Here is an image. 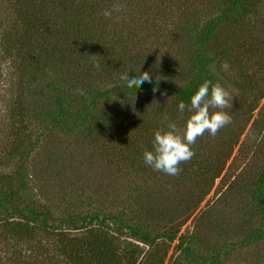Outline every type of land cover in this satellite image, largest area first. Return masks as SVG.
<instances>
[{"label": "rangeland", "instance_id": "1", "mask_svg": "<svg viewBox=\"0 0 264 264\" xmlns=\"http://www.w3.org/2000/svg\"><path fill=\"white\" fill-rule=\"evenodd\" d=\"M227 2L228 0H107L106 8L118 9L113 13L118 16L113 21L115 24L113 30L117 32L121 29L123 39L131 38L136 45L144 43L139 52L145 53L144 57L148 62L144 63L149 68L144 69L141 66L129 68L133 71L137 68L138 71L147 72L150 77H155L160 73L180 75L183 63L190 60L187 58L190 57L187 55L190 49L189 46L187 48L189 40L185 37L186 29L190 26L185 24L204 22L218 16ZM251 3L255 5V9L250 10L254 12L253 15L249 18L235 17L233 21L220 22L211 45L214 50H216L214 47H219L229 51L227 54L229 56L224 58L222 63L227 62L230 68L225 71L219 64L216 70L218 75L228 79L225 88L230 92L232 100L231 107L225 111L232 116V123L222 128L215 137L205 133L197 138L192 146L195 156L180 165L181 173H184V169L187 171L185 176L189 185L183 188L171 187L165 183L162 190L165 198H159L157 201L148 199V203L157 205L151 206L147 203H138L127 195L126 187L135 177V172L120 158L126 156L130 150L136 153L139 158L137 162H140L143 151L148 149L146 145H151L154 132L153 129H146L150 126L147 113L156 116L159 109H168L167 120L176 122L178 126L183 124L180 114L171 111L174 105L172 99L157 98L143 93L129 100L132 107L135 105L150 107L143 121L144 138L132 139L128 136L130 132L136 134L139 131H136L137 127L134 124L127 125L128 128L121 138L116 134L106 135L100 144L95 136L85 139L53 129L43 132L38 130V122L24 131V124L10 111V99L18 100L26 108L27 99L35 93H49L47 89L51 86L53 77L49 76L50 80H43L42 75H50V68L42 66L43 70L36 71L32 79V76H29L31 67L28 62L23 69V79L20 82L16 81L13 76L15 64L13 60H8V57L18 56L19 63L25 65L26 54L19 52V48L16 52L12 50L10 55L6 52L8 47L13 48V44L5 42L4 38L16 30L10 24L16 17L15 2L0 0V200L13 193L15 196L12 198V209H23L29 207L26 203L27 193H34L41 205H44L47 212L55 218L75 219L84 215V212L91 211L84 205L89 198L115 199L113 214L118 215V210L122 211L128 219H135L134 227L137 228H140V224H136L142 222V231L150 233L151 236L173 228L172 231H178L177 238L180 234L193 232L201 214L212 210L213 216L210 217L212 221L219 218L223 224H231L232 228H237L238 239H243L250 233L253 225L249 223L248 227L242 226L244 220L241 219L238 223L230 211L238 210L254 224L258 223L259 218L256 214L250 217V197L246 190L264 167V138H261L263 132L256 128V123L264 120V0H251ZM255 23V27L250 26ZM160 27L171 29L164 30ZM44 29L45 26L41 27L39 32L42 34L47 30ZM51 29L43 33L44 38L49 34L51 38ZM127 40H123L124 43ZM73 43L75 44L71 45L69 50L76 45V39ZM33 46L36 47V44ZM252 48H258L259 51H253ZM10 52L8 49V53ZM67 62L70 64L59 61L64 72L62 78L72 82L76 76L75 70H72L73 65L76 70L77 66L71 58L67 59ZM109 63L105 71L98 73V77L94 74L93 81L97 87L107 86L110 89L115 85L109 78L111 73L116 72L118 79L121 68L116 66L115 57ZM117 63H125L128 68L129 61L125 57L122 58L119 53ZM156 65L160 71L151 72V67ZM235 85L247 87L236 89ZM112 97V107L109 110L106 111L103 104H100L99 109L103 108L105 113L112 112L116 106L117 109H121L123 105L117 101L116 91ZM50 108L43 104V110ZM157 118L160 120L162 117L157 115ZM162 126L164 127L165 123ZM29 142L34 145L32 152H29ZM22 165L27 175L24 189L19 188L21 184L19 169ZM204 170L205 173L202 172ZM9 176L13 178L9 179ZM20 189L22 191L16 195L15 192ZM183 192L186 193L188 201L185 205L187 209L180 214L174 213L180 209L175 197ZM3 219L4 215L0 214V264H69L67 261L69 258L59 257L57 253L61 244L52 238H43L44 233L39 228H37L39 232H35L37 236L34 241L26 244L20 236L6 232V223H2ZM206 222L208 220L200 221L202 229L200 243L196 242L190 248L195 255L208 257L213 251L211 244L215 243V238L212 237V228ZM68 232L74 239L87 240L81 230L70 229ZM177 243V240L158 241L155 252L162 258L163 264H173L174 261L179 263L181 254L180 250L176 249ZM115 244L117 253L121 244L116 240ZM40 246L45 251L40 252ZM146 250L147 248L143 247V251ZM229 259L228 264H264V240L255 245L235 248L234 252L229 253Z\"/></svg>", "mask_w": 264, "mask_h": 264}, {"label": "trees", "instance_id": "2", "mask_svg": "<svg viewBox=\"0 0 264 264\" xmlns=\"http://www.w3.org/2000/svg\"><path fill=\"white\" fill-rule=\"evenodd\" d=\"M14 2L16 17L10 24L16 30L15 33H8L4 38L5 42L13 44V48L8 47L6 52L10 55L12 50L16 52L19 48V52L26 54V63L25 65L19 63L18 56H9L8 60H13L12 62L15 64L13 76L16 81L20 82L24 76L23 69L29 62L31 67L29 76H32V79L36 71L43 70L42 66H48L50 75L44 74L42 77L43 80H50V77H53V81L47 89L49 93H35L27 99L26 108L18 100L11 101L10 99V111L15 113L20 122L24 124V131L38 122V130H43V132L53 129L65 134L82 136L85 139L95 136L99 144L103 142L106 135L116 134L121 138L128 128V124L136 125V131L139 130L136 134L135 132L128 133V136L132 139L134 137L144 138L143 121L150 107L148 105L145 107L144 105L130 106L129 100L137 94L145 93L157 98L169 97L174 102L171 111L174 110L175 113L178 101L187 102L204 80H211L213 83L219 82L226 87L228 79L218 75L216 68L222 64L224 58L229 56L227 55L229 51L219 47H214L216 49L214 50L211 46L216 37L218 25L222 21H233L235 17L249 18L254 13L250 10L255 9L251 0H228L226 7L218 16L204 22L186 23L185 26H190L185 32L187 35L185 37L189 40L187 48L190 47L187 53L190 57L187 58L190 60L183 63L180 75L160 73L155 77H150V81L128 89L120 80V74L133 71L129 68L130 66H141L148 69L149 67L144 63H147L148 59L144 57L145 53L140 54L144 43L136 45L131 38L123 39L121 29L117 32L115 29L113 30L115 27L113 21L118 16L113 15L112 19H108L102 15L103 11L107 9V0H14ZM255 25L256 23L250 24L254 27ZM43 26L45 29L47 28L43 33H47L49 28H52L50 30L51 38H49L50 34L44 38L43 33L39 32ZM162 29L169 30L171 28ZM74 39L77 43L73 49L69 50L71 45L75 44L73 43ZM123 40L127 41L124 43ZM34 44L36 47L33 46ZM8 49H10V53H8ZM257 49L252 48L253 51H259ZM261 52L262 50H260ZM119 53L122 58L128 59V68L125 65L126 62L117 63V54ZM113 57L116 59V66L121 68L118 79L116 72L111 73L109 78V81L111 80L115 85L110 89L107 86L97 87L93 81L94 74L98 77V73L101 74L103 70L105 71ZM70 58L77 66V70L73 65L72 70L76 72L75 80L67 82L62 78L64 72H62V64L59 65V61L70 64L67 62V59ZM155 71H160L158 65L151 67V72ZM245 87L247 86L235 85L236 89ZM115 91L118 94L117 101H120L119 103L123 107L117 109L116 106L112 112L105 113V110L112 107V95ZM43 104L51 108L43 110ZM100 104H103L105 110L99 109ZM162 110L163 108L156 111V116L153 113H151L152 116L147 113L150 126L146 129H153L155 132L158 128L163 127L165 118L169 116V110ZM157 115L162 118L159 120ZM256 128L261 129L260 131L263 132L261 138H264V120L257 122ZM28 145L30 146L29 152H32L34 145L30 142ZM146 148L150 150L151 145H146ZM138 159L136 153L130 150L126 156L120 158L126 166L128 165L129 169L135 172V177L126 187L128 190L126 193L136 202L153 206L156 204L148 203V199L155 201L159 198L164 199L162 190L167 183L171 187L186 188L189 185L188 178L185 176L186 169L179 176L171 177L154 172L144 165L143 159L137 162ZM23 167L22 165L19 169L21 183L19 188L21 187V189L25 187L27 176ZM205 171L202 172L205 173ZM11 178L13 177L9 179ZM21 189L15 192L16 195L20 194ZM246 192L250 197V217L256 214L259 218L258 223L254 224L250 218L238 210L230 211L238 223L241 219L244 220L242 226L248 227L249 223L253 225L250 233L243 239H238L237 228H232L231 224H223L219 218L212 221L210 219L213 216L212 210L204 211L199 217L202 222L208 220L206 224L209 223L212 228V237L215 238V243L211 244L213 251L208 257L195 255L190 248L192 244L200 243V237H202L200 221H196L193 232L180 234L178 238V231H172L173 228L151 236L150 233L142 231V222L136 224H140V228H137L134 227L135 219H128L122 211L118 210V215L113 214L115 199L98 200L92 197L93 199L89 198L86 202L83 200L84 205L91 211L84 212V215L75 219H57L47 212L46 207L41 205L34 193L26 195V203L29 207L12 209L11 203L15 194L11 193L0 200V214L4 215L2 223H6V232L20 236L26 244L34 241L37 236L35 232H39L37 228L44 233L43 238L48 239L46 237H49L58 241L61 247L57 253L59 257L69 258L67 260L69 264H163L162 258L158 257L155 252L158 241L162 239L177 240L176 249L180 250L181 254L178 264H228L230 262L229 253L234 252L235 248L255 245L264 240V167L249 183ZM175 198V201L180 204V209L174 213H183L187 209L185 205L188 203L186 193H180ZM70 229L83 231L82 235H85L87 240L72 238L68 232ZM115 240L121 244L117 253ZM122 240H124V245ZM34 245L36 246V244ZM143 247L147 250L143 251ZM39 249L40 252L45 251L41 246ZM173 264L177 263L174 261Z\"/></svg>", "mask_w": 264, "mask_h": 264}, {"label": "clouds", "instance_id": "3", "mask_svg": "<svg viewBox=\"0 0 264 264\" xmlns=\"http://www.w3.org/2000/svg\"><path fill=\"white\" fill-rule=\"evenodd\" d=\"M116 11V8L106 9L102 14L105 18L112 19ZM221 68L227 71L230 65L223 62ZM120 80L124 86L132 89L150 81V76L136 68L134 71L121 73ZM231 100L230 92L222 84L204 80L187 102L180 100L177 103L176 110L183 124L178 126L166 117L165 126L154 132L151 149H145L142 154L144 165L154 172L171 177L179 176L182 172L180 165L195 156L192 146L197 138L205 133L215 137L222 128L232 123V116L225 111L231 107Z\"/></svg>", "mask_w": 264, "mask_h": 264}]
</instances>
